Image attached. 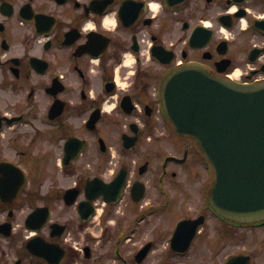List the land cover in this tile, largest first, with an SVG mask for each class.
Listing matches in <instances>:
<instances>
[{
	"label": "flooded vegetation",
	"instance_id": "flooded-vegetation-1",
	"mask_svg": "<svg viewBox=\"0 0 264 264\" xmlns=\"http://www.w3.org/2000/svg\"><path fill=\"white\" fill-rule=\"evenodd\" d=\"M187 64L264 80V0H0V264H264L165 113Z\"/></svg>",
	"mask_w": 264,
	"mask_h": 264
},
{
	"label": "water",
	"instance_id": "water-1",
	"mask_svg": "<svg viewBox=\"0 0 264 264\" xmlns=\"http://www.w3.org/2000/svg\"><path fill=\"white\" fill-rule=\"evenodd\" d=\"M162 98L177 131L213 167L212 207L238 221L264 219V81L242 84L185 65L166 77Z\"/></svg>",
	"mask_w": 264,
	"mask_h": 264
},
{
	"label": "rangeland",
	"instance_id": "rangeland-1",
	"mask_svg": "<svg viewBox=\"0 0 264 264\" xmlns=\"http://www.w3.org/2000/svg\"><path fill=\"white\" fill-rule=\"evenodd\" d=\"M200 170H201L202 173H204L202 166L200 167ZM204 176H205V175H204ZM210 180H211V179H210ZM188 181H189V180H188ZM188 181H187V182H188ZM204 183H205L204 181H199L198 183L195 182V181H190V182L187 183V185L189 186L188 188H195L196 185H197V187L202 188L203 185H204ZM198 248H199V247H198ZM199 249H200V248H199Z\"/></svg>",
	"mask_w": 264,
	"mask_h": 264
}]
</instances>
